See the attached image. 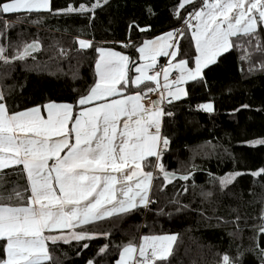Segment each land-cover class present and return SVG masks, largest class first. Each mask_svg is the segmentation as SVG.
I'll use <instances>...</instances> for the list:
<instances>
[{
	"label": "trees",
	"instance_id": "1",
	"mask_svg": "<svg viewBox=\"0 0 264 264\" xmlns=\"http://www.w3.org/2000/svg\"><path fill=\"white\" fill-rule=\"evenodd\" d=\"M92 2L50 0L53 12L0 14V30L4 19L13 22L6 35L0 36L2 40L6 38L7 44L20 46L38 39L41 45L32 53L35 60L30 56L7 66L0 62V84L9 111L47 102H75L94 83L97 47L123 50L134 58L135 46L184 23L172 14L178 0H108L95 10L94 16L54 14L69 4L78 7ZM191 9H182L183 16ZM180 29L185 35L179 38V57L187 58L191 64L192 37L185 23ZM262 29L259 26L257 32L264 46ZM77 38L88 39L91 47L80 50ZM232 39L238 47L217 57L216 63L204 70L203 80L187 82L186 97L164 105V112L171 115H164L162 120V135L170 141L162 163L177 176L192 172L190 178L173 180L163 192L159 190L162 177L154 179L150 192L154 203L83 226L89 232H108L107 238L98 235L80 242H49L51 261L43 264H87L90 259L93 264H115L119 248L129 241L136 244L143 234L176 236L166 259L154 264H219L225 253L235 264H261L264 232L259 229L264 224V174L253 177L250 173L264 168V145L247 142L264 137V52L258 51L256 41L248 37ZM61 50L65 55H60ZM12 51L9 47L8 55ZM207 101L213 103L214 112L197 108ZM245 104L247 108L241 107ZM231 172L242 175L221 189L214 178ZM25 189L18 166L0 172V203H21L13 190L20 191L26 200ZM209 192L210 196L202 195ZM85 243L87 248L83 247ZM105 244L108 248L100 253ZM238 254L242 255L237 260Z\"/></svg>",
	"mask_w": 264,
	"mask_h": 264
},
{
	"label": "snow or ice",
	"instance_id": "2",
	"mask_svg": "<svg viewBox=\"0 0 264 264\" xmlns=\"http://www.w3.org/2000/svg\"><path fill=\"white\" fill-rule=\"evenodd\" d=\"M107 3L108 0H94L90 5L81 3L78 7L69 4L66 8L56 9L54 14L92 13L94 16L95 10ZM188 6L193 7V11L184 17L181 10L186 11ZM148 11L151 13V8ZM32 12H53L50 0H0V14ZM172 14L183 19L191 32L195 47L194 66L190 67L185 59H178L179 38L185 32L173 29L135 46L139 63L110 48L97 47L95 81L76 101L80 107L78 113L74 112L73 104L56 102L10 112L6 97L0 91V169L22 165L27 179L25 192L30 191L24 202V195L13 190L15 197L22 201L19 205L0 203V241L3 242L0 264L51 261L48 241L53 244L58 240L80 242L98 235L107 238L108 232H89L83 226L123 216L154 203L150 192L158 177L163 179L161 192L177 178L185 181L190 178L192 172L177 176L176 172L167 171L162 163L161 158L170 141L161 133V117L171 113H165L161 105L186 97L188 92L184 85L187 82L203 80L204 70L215 64L217 57L238 47L232 38L243 36L255 40L257 50L264 52L257 32L259 26H264V0H202L199 8L195 6V0H178ZM192 20L196 21L194 25ZM12 23L3 20L0 36L6 35ZM139 30L146 31L144 28ZM75 42L80 50L92 45L85 39L77 38ZM9 47L13 50L11 55L7 54ZM40 48L38 39L20 46L0 45V62L7 66L14 61H25ZM60 55L65 52L61 50ZM161 56L168 58L166 66L157 64V57ZM32 58L35 60L34 56ZM261 68L264 69V64ZM173 70L175 79H170ZM130 71L138 74L130 75ZM131 88L136 89L135 94H129ZM158 91L156 101L149 99L147 105L142 103ZM197 108L214 112L210 101L198 104ZM42 112H47V119L43 118ZM247 143L264 145V138ZM250 174L261 176L264 168ZM240 175V172H231L214 179H218L224 189ZM184 191H187L186 186ZM202 195L210 196L211 193ZM261 219L264 221V209ZM64 229L68 231L52 234ZM259 230L264 232V224ZM175 239V235L141 237L138 260L134 256L137 246L129 241L119 248L115 264L163 261L168 256L170 242ZM83 247L87 248L88 244ZM107 248L105 244L99 252L104 253ZM148 249H151L150 255ZM259 254L261 264H264V249H260ZM239 255L242 254H238L237 260ZM87 264H93V260H88ZM219 264H235V261L225 253Z\"/></svg>",
	"mask_w": 264,
	"mask_h": 264
},
{
	"label": "crops",
	"instance_id": "3",
	"mask_svg": "<svg viewBox=\"0 0 264 264\" xmlns=\"http://www.w3.org/2000/svg\"><path fill=\"white\" fill-rule=\"evenodd\" d=\"M173 29H177V28H171V29H168V30H165V31H163V32H161V33H159V34H157L156 36H154V37H151V38H148V39H154L155 37H157V36H161V35H163V33L164 32H168V31H172ZM79 39H83V38H79ZM85 40H88V39H85ZM145 40H147V39H145ZM89 41V40H88ZM143 43V42H142ZM141 43V44H142ZM141 44H139V45H141ZM138 45V46H139ZM103 48H110V49H112L113 51L115 50L116 51V49L115 48H112V47H103ZM118 52H120V53H122V54H124V55H127V56H129V57H131L129 54H127L126 52H124V51H122V50H119ZM132 58V60L133 61H136V62H140L139 61V53H137L136 52V55H135V57L133 58V57H131ZM161 60H165V64H167V61H169L168 60V58H166V57H163V56H161V57H157V62H159V61H161ZM130 75H137L138 73H135L134 71H130V73H129ZM171 75L172 74H170V78L171 79H173L172 77H171ZM160 79V82H161V85L163 84V77H162V74H161V77L159 78ZM94 81H95V65H94ZM149 86H151V87H155V85L154 84H151V82H146ZM142 90V89H141ZM129 91V94H134L133 92L134 91H136V89L135 88H131V89H129L128 90ZM158 94H159V91H158ZM85 95V94H84ZM79 99V98H78ZM77 99V100H78ZM76 100V101H77ZM76 101L75 102H56V103H68V104H73L74 105V112L75 113H78L79 111H80V107L78 106V105H76ZM48 103V102H47ZM142 103H144V102H142ZM167 103V101H165L161 106H162V108H163V111H164V105ZM45 104V103H44ZM145 105H147L146 103H144ZM41 105H43V104H41ZM35 106H37V105H34V106H30V107H27V108H31V107H35ZM90 106V105H89ZM26 109V108H25ZM22 110H24V109H22ZM22 110H18V111H22ZM11 112V111H10ZM41 115L43 116V118L44 119H47V116H48V114H47V112H42L41 113ZM162 120H163V116L161 117V133H162ZM5 155H7V154H5ZM153 163H154V160L152 161ZM14 166H16V165H13V166H10V167H8V168H12V167H14ZM20 169H21V171H22V165H19L18 166ZM8 168H5V169H8ZM5 169H0V172L1 171H3V170H5ZM145 170H148V171H152L151 169H148V168H145ZM22 173H23V171H22ZM23 175H24V173H23ZM24 179H25V185H26V188H27V179H26V176L24 175ZM27 195H30V191H28V194ZM24 202H26V200H24ZM20 203H18V204H13V205H10V204H7V205H10V206H15V205H19ZM142 208H145V207H142ZM75 230H77L78 231V229H75ZM60 231H64V232H67L68 230L67 229H64V230H56V231H54L52 234H54V235H59L60 234ZM46 235L48 234V233H45ZM58 241H61V242H63V240H58ZM49 242H51V241H48L47 242V244L49 243Z\"/></svg>",
	"mask_w": 264,
	"mask_h": 264
},
{
	"label": "rangeland",
	"instance_id": "4",
	"mask_svg": "<svg viewBox=\"0 0 264 264\" xmlns=\"http://www.w3.org/2000/svg\"><path fill=\"white\" fill-rule=\"evenodd\" d=\"M191 23L194 25L195 23H196V21L195 20H192L191 21ZM180 26H182V24L180 25ZM263 28H264V26H263ZM177 29H180V27H177ZM194 30V29H193ZM190 36H191V32H190ZM5 44H7V40H6V38L4 39V40H2L1 38H0V45H5ZM194 45V44H193ZM100 47H107V46H100ZM193 50H194V54H193V57L195 56V47L193 46ZM115 51V50H114ZM116 51L118 52L119 51V49H116ZM123 51V50H122ZM125 52V51H124ZM127 53V52H126ZM7 54H8V49H7ZM128 54V53H127ZM98 56V55H97ZM178 59H185V60H187V61H189L187 58H180V57H178ZM169 63V61H167V64ZM167 64H164L163 66H166ZM189 66L191 67V66H194V63H193V59H192V63L191 64H189ZM173 71H175V70H173ZM171 79V78H170ZM184 87H185V89H186V86L184 85ZM2 87H1V84H0V91H2V89H1ZM207 102H209V101H207ZM211 102V101H210ZM204 103H206V102H204ZM261 138H264V137H261ZM261 138H257V139H261ZM254 140H256V139H254ZM169 235H174V234H160V235H147V234H143V235H141L140 237H139V239H138V241H137V243L136 244H134V245H136L137 246V253L136 254H134V256L136 257V259L138 260L139 259V256H138V246H139V244H140V242H141V237H144V236H169ZM71 241V240H70ZM171 243V246H172V244H173V241L172 242H170ZM170 249H171V247H170ZM170 249H169V252H170ZM169 252H168V254H169ZM148 253H149V255L151 254V249H148ZM119 258V254H118V257H117V259ZM116 259V260H117Z\"/></svg>",
	"mask_w": 264,
	"mask_h": 264
},
{
	"label": "built area",
	"instance_id": "5",
	"mask_svg": "<svg viewBox=\"0 0 264 264\" xmlns=\"http://www.w3.org/2000/svg\"><path fill=\"white\" fill-rule=\"evenodd\" d=\"M201 3H202V0H199L198 3H197V5H196V7L199 8V6H200ZM192 11H193V9H191L189 12H192ZM186 17H187V16H186ZM183 25H184V23H182V26H183ZM182 26H179V27L181 28ZM157 64L160 65V66H163V65L165 64V60H161V61L157 62ZM156 70L158 71L159 68H157ZM149 74H151V72H150ZM175 74H176L175 71H173V73H172V75H171V77H172L173 79H175ZM135 92H136V91H134L133 93L135 94ZM158 98H159V94H158V92H157V93L150 94V97L144 99L142 102L148 104V103H149V99L152 100V101H156Z\"/></svg>",
	"mask_w": 264,
	"mask_h": 264
}]
</instances>
